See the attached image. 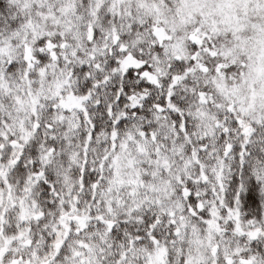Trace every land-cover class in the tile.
Instances as JSON below:
<instances>
[{
    "label": "snow or ice",
    "instance_id": "1",
    "mask_svg": "<svg viewBox=\"0 0 264 264\" xmlns=\"http://www.w3.org/2000/svg\"><path fill=\"white\" fill-rule=\"evenodd\" d=\"M0 264H264V0H0Z\"/></svg>",
    "mask_w": 264,
    "mask_h": 264
}]
</instances>
